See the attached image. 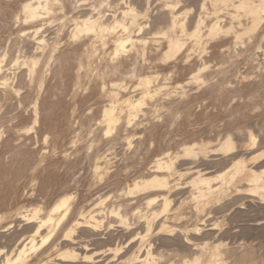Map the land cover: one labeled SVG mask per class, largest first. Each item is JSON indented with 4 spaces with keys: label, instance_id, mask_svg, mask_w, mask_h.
Masks as SVG:
<instances>
[{
    "label": "bare ground",
    "instance_id": "obj_1",
    "mask_svg": "<svg viewBox=\"0 0 264 264\" xmlns=\"http://www.w3.org/2000/svg\"><path fill=\"white\" fill-rule=\"evenodd\" d=\"M52 1L55 0H26L21 7L23 15L15 16V22L16 19H23V22L27 23H33L42 18L44 20V14H48L52 9ZM126 2L127 5L124 4V7L118 4V7H115L120 6L118 10L120 17L113 14L114 12L105 13V10H100L101 7L99 10L96 7L98 10L96 15H87L84 19L73 20L71 23L72 26L68 30L69 38L73 37L72 44L75 40L89 39L82 46V53L79 54L81 58L77 57V60L78 58L80 60L79 62L76 60L78 69L75 70L76 77H74L77 83L74 84L79 87L80 79L85 78H80L81 71L84 72L81 76H89L86 71L104 64L106 68L102 70H105V74L108 70L109 73L116 72L126 63L134 64L135 59H132L133 62L130 61L131 56L138 51L141 52V57L146 59L144 54L147 49L156 55L160 54L163 64L171 63L168 66L170 70L161 72L156 69L151 73L139 71L140 73L135 74L136 83L128 87H126L128 82L125 85L118 84L123 88L122 90L117 88L120 90L108 92L109 95L105 94L110 96L108 99L110 104L102 107L98 120L99 126H102L101 136L105 138L104 141L96 138V142L89 137L87 141L84 137L88 143L82 148L76 142L83 136L76 135L71 141L72 152H70L71 149L67 152L66 148L67 150L64 149L66 151L63 150V153L59 154L65 157L64 160H67L66 158L75 160L79 166L78 169L74 168L79 171L80 176L78 172L75 173L76 180L73 178L74 183L70 184L73 190L69 188L72 191L67 187L66 192L53 196L51 202H47L44 197L43 200L39 198L38 201L31 203H17L10 209L0 210V264H261L262 261L264 263L262 256L264 251H261V255L257 254L259 241L258 248L256 243L253 245L246 242L249 239L246 240L245 236L244 241L237 240L239 241L237 243L234 239L235 244L234 242L229 244V241L226 243L221 240V236H217L216 231L219 225L216 224L218 223L216 220L214 221L218 214L224 217L229 209H239L243 205L245 208L246 203L243 204L240 201L242 198L257 196L260 199L264 196V146L262 144L264 143V0H165L162 5L160 3L161 6H157L159 3L157 4L156 0H143L141 8L135 7V1L127 0ZM208 3L212 13L206 5ZM194 4L197 5V10ZM191 5H194L192 11ZM224 8L226 11L223 12L231 14L228 15V19H225L226 23L222 24L217 12ZM96 9L94 8V11ZM240 12L244 13L243 16H241L242 13L239 15ZM139 17L142 18V22L138 21ZM109 19L113 22H109ZM40 25L35 26L32 33L39 32ZM60 26L63 25L60 24ZM117 26L122 28L121 32L116 29ZM203 27L206 28L205 33L210 36L208 39L211 41L215 40L219 32L222 37L234 34L230 47L227 43L228 49L238 50H234L235 52L229 50L237 54L236 60L232 59L237 61V58H240L238 63L244 66L247 64L248 67L240 68L242 69L240 70L238 67L240 65L237 63L236 66L233 62L234 68L229 69L231 66L225 68L222 60L218 66L221 64V68L225 69H222V72H219L220 67L214 70L220 74L217 72L206 74L207 71H203L204 74L196 72L198 71L196 67L195 73L191 70L187 77L180 78L182 80L176 79L171 84V73L177 70V63L181 61L182 64L186 59L188 62V56L196 54L192 51L194 47L201 46L200 44L205 42L202 38L204 37L202 36L204 35ZM23 32L21 36L25 34ZM30 39L27 40L30 41ZM34 39H31L30 46L16 44V50L19 52L23 51V47H25L24 50H29L26 51L29 54H17V57H24L21 64L26 66L25 72L30 75L29 77L37 73L40 56L45 49L44 46H40L41 50L38 49V46L42 44L41 38ZM209 40L206 39V41ZM29 41L25 44H31ZM96 41H99L101 45L102 54L104 52V56L101 54L97 61L95 59L98 57L95 58L94 52ZM69 42L67 40L66 43ZM108 43L111 45V51H107L106 54L105 45ZM56 44L58 46V43ZM53 47L55 51L56 46ZM201 48L204 47L201 46ZM37 49L41 51L40 56ZM52 52L48 53L47 58H49H46L39 73L40 88L47 76L46 71L51 65L50 58H53L54 54ZM228 56L230 57V53ZM147 60L149 61L148 58ZM145 61L144 63H147ZM230 61H232L231 58ZM151 62L148 69L154 68L156 64ZM186 64L184 62L183 67ZM134 69L133 66V71ZM18 72L17 77L21 71ZM25 72L21 74L24 75ZM133 73L128 75L129 79L136 77ZM216 74L220 76H215L216 80H213ZM159 78L163 81L156 83L155 81L158 82ZM217 78L220 80L217 81ZM19 79L17 80L21 81ZM190 80L198 83V85L190 83L196 85L197 89L200 88L204 92L208 89L205 94H209L210 90L215 97L212 102L222 100L219 114L216 117L210 115L211 118H216L214 121L199 119L207 112L209 113L210 105L205 110L204 107L207 104L203 101H207V98L203 100L204 96L201 98L202 95L198 93V90L192 91L193 86L189 84ZM115 81L111 79L110 82ZM4 84L6 86V83ZM12 85H9L8 89ZM13 86L14 89L15 85ZM105 86L106 83L103 82L102 90ZM13 89L11 88L10 91ZM41 93L38 90L32 99L35 100L32 101L34 104L31 107L32 124L37 122L38 114H41L38 113V106L35 104L39 102L37 100ZM207 96L211 97L210 94ZM150 97L158 98L156 101L164 108V113L165 110L168 112L173 108V115L177 117L173 118L171 126L177 125L178 130H175L174 134L172 129L171 133L168 132L171 127L166 130L170 126L166 122L170 119H166L165 122L162 115L166 113L159 110V113H162L159 116L163 119L157 120H160L159 126L163 128L158 133L160 137H153L148 144L146 142L147 147L142 148L145 142L142 141L143 136L136 135L134 127L137 126L134 124L136 120L137 123L139 122L141 115H146L145 111L150 112L148 106L154 105L147 102ZM211 105L212 108L218 107L213 103ZM158 109L161 108L158 107ZM164 122L167 125L166 128L163 126ZM150 128L147 131H150ZM92 131H88L89 135ZM95 133L93 132V135ZM121 135L127 145L122 147L123 151L122 148L118 149L114 146ZM47 138L48 134L45 133L42 139ZM135 138L138 139L135 140ZM261 144L263 147H259ZM41 152L33 170L48 164L47 151ZM51 153L53 157L56 156L55 144L51 148ZM64 185L63 188L66 187ZM30 197L34 201L32 199L34 196ZM242 211H240L241 214ZM230 213L232 211L227 212L226 216H231ZM235 213L239 214L238 211ZM233 215L234 213L230 217V226L227 225L226 229L219 228L225 229L222 230L223 234L232 233V236L236 238L240 235L236 236L241 225L235 223L238 220L235 219L236 217L233 218ZM246 220L247 225L249 220ZM262 222L254 219L251 225L257 227ZM242 229H248L250 232V228ZM97 243H101L99 247L94 246Z\"/></svg>",
    "mask_w": 264,
    "mask_h": 264
},
{
    "label": "rangeland",
    "instance_id": "obj_2",
    "mask_svg": "<svg viewBox=\"0 0 264 264\" xmlns=\"http://www.w3.org/2000/svg\"><path fill=\"white\" fill-rule=\"evenodd\" d=\"M25 1L26 0H0V65H1V69H0V98H1L0 99V137H1L0 138V210L10 209L14 205H16L17 203L18 204H20L22 202L31 203V202L38 201L39 198H40L39 200H41V199L43 200L44 197H45L47 202H51L53 200L52 198L60 195L61 192L62 193L66 192L67 187H68V189L71 188L73 190V186L71 187V185H73L72 183H74V180H76V177H75L76 174L75 173L78 172V174H79V171L78 170L76 171V169H78L79 166L76 164L75 160H72V159L70 160L68 158H66L68 161L64 160L65 157H62V155H59V154L63 153V150L66 148L68 149V150L66 149L67 152H69L70 149H71L70 152H72L73 146H71V141L76 137V135L77 136H80V135L83 136L82 137L83 139L81 138L80 140H78L76 142L77 145L80 144L78 146L79 147L81 146L82 148H84V146H86V144L88 143L87 142L88 137L94 139L95 141H96V138H97V140L101 139V141L102 140L104 141L105 138H103L101 136L102 126H99L100 124H99L98 120L101 116L102 107L108 106V104H110V101L108 100V99H110L109 98L110 96L109 97L107 96V95H109L108 92L111 93L112 91L113 92L119 91L120 89L117 90V88H121V90H122L123 88L119 87L118 84L125 85V83L128 82L130 84L129 85L126 83V87H128V86H131L134 83H136L137 76L135 74L138 73L139 71L142 73H147V72L151 73V72H153V70L159 69L158 71L168 72L170 70V67H168V66H170L169 64H171V63L163 64V61L161 60L162 56L160 54L156 55V54H154V52L149 51L148 49L144 54L146 59L145 58L143 59V57H141L142 56L141 52L138 51L135 53L138 56H136L135 54H133L134 58H133V55L131 56L130 61L133 62V60L135 59L134 64L133 63H126L122 68H120L116 72L110 71V73H109L108 72L109 70L107 68L108 71H107V74H105L106 73L105 70H102L103 68L104 69L106 68L103 66L104 64H100V65H97L95 67H92L91 71L90 70L86 71L89 76H81L82 72H83V71H81L80 72L81 73L80 78L81 77H85V78H81L83 80L80 79L81 83H80V86H79L80 88H79L78 86L75 85L77 83L75 81L76 80L75 79V77H76L75 76L76 75L75 70L77 71V69H78L77 64L80 60L79 58H81V57H79V54L82 53V46L89 39L85 38V39H81V40H77V41L75 40V43L73 41V44H72L71 41L73 40V37H72L73 35H70L72 38H69L70 32H69L68 28H71V26H72L71 23L73 22V20H79L80 21V20L84 19L87 15H96V13L100 7H101L100 10H105V13L111 14L114 12L113 14L117 15V17H120V15L118 16V14H119L118 10L120 9V6L124 7V4L128 3V2H126L127 0L126 1L125 0H55V1H52L53 5H52L51 11L48 14H44L45 15L44 20L42 18L36 22L27 23V22H23V19H16V22H17L16 23L15 22V16L18 15L20 17L23 15V13L21 12V7ZM109 1L113 4L114 7L113 6L110 7V5H112V4ZM132 1H135L134 2L135 7L141 8L142 7L141 5H143V0H132ZM108 2H109V5H108ZM156 2H157V4L159 3L157 6H161L162 3L165 2V0H156ZM160 3H161V5H160ZM105 4H107V5H105ZM117 4L120 5L119 8H115V7H118ZM195 4H197V2ZM194 5L193 6L191 5L192 6L191 11L194 9ZM206 5L209 6L208 8H210V13H212L211 12L212 9H211V6L209 5V3ZM96 7L98 10L96 9ZM94 8L96 9L95 11H94ZM195 9L197 10V5H195ZM223 11H226L225 8H224V10L222 9V10L217 12V15L220 16V18H221L219 20H222V24L226 23L225 21H227V20H225V19H228L229 18L228 15L231 14V13L227 14ZM241 13L242 12H240L239 15ZM225 14H227V16ZM232 14H234V13L232 12ZM243 14L244 13H242L241 16H243ZM18 21L20 23H18ZM125 21H128V19H125ZM138 21L142 22L143 20H142V18L139 17ZM109 22H113L112 19H109ZM40 24H42V25H40ZM60 24L63 25L62 26L63 29L60 26ZM37 25L41 26V30L39 32H37L36 34H34L32 32H33L35 26H37ZM116 29L120 32L122 30V28L120 26H117ZM204 29H206V28L203 27V29H202V32L204 34V35H202V36H204L202 38H204L205 42H202V44H200L204 48H201V46H199V45H198V47L197 46L194 47V49L192 50L193 53H196V54L198 53L197 55L194 54L195 61H193L194 56H188V62L186 59V61H183L182 64H181V61H179L177 63V70L175 71V72H177V74L175 75V72H173L174 75H172L173 73H171V78L169 77L171 80L167 79V80H170L171 84H173L172 81L175 82L176 79L182 80L185 77H187L188 73H190L191 70H193L195 73L196 67H198L197 68L198 71H196V72L203 73V71H207L206 74H209L208 72H210V73L212 72V74H214L213 72H215V73L217 72L214 70H218V69H216L218 67H220L219 72L220 71L222 72V69L229 68L230 66L231 67L229 69H231V68H234L235 63H236V66L239 64L238 61L240 60V58H237V61H235L236 60L235 57L237 56V54L235 55V53H231L232 50L234 51L236 48L231 49V50L228 49L230 47V45L232 44V40L234 39V34H232V35L230 34L231 36L228 35L226 37H222L221 33L219 32V34H217L215 36V40L211 41V39L210 40L208 39V38H210V36L207 33H205L206 30H204ZM22 31H24L23 33H25L23 36H21ZM31 33H32V35H31ZM66 33H67V35H66ZM33 37L36 40L41 38L42 44H40L38 46L39 47L38 49L41 50L40 46H44L45 49L43 51V55L41 54V56H40L41 51H38V49L36 50L39 52V56H40V61H39V64L37 66V73L33 74L34 76L31 75V77H29L30 75H28L25 72L26 66L24 64H21L24 57L23 56L17 57V54L18 55L23 54V53L29 54V52H26L29 50H24V49L27 45H29V46L32 45L31 39H34ZM67 37H68V39H67ZM27 39H30V41ZM206 39L209 41H206ZM18 40H20V41H18ZM67 40H68V42L70 40L71 43L70 42L66 43ZM26 41H29L31 44H25ZM17 43H21V45L25 46V47H23L22 52H19L16 50V48H17L16 44ZM56 43H58V46ZM227 43H228V45L231 43L229 45V47H228ZM52 44H54V45H52ZM53 46L60 47L58 49L55 47V49L57 50V51L56 50L55 51L57 53L54 51ZM100 46L101 45L99 44V41H96L95 46H94V48H96V49H94L95 50L94 51L95 52V58L98 57V59L94 58L96 61L99 60V56H102V55L104 56V52L102 54V51H101L102 49ZM105 46H106L105 53L107 54V51H111V45H110V43H108ZM221 49H223V50H221ZM52 50H53V52H52ZM235 51H238V50H235ZM51 52L54 53L55 55L53 54L52 55L53 58L52 57L50 58V59H52V60H50V63H51L50 67L51 68L48 67V70L46 71L47 76L43 82V86L41 85V88H42V90H41V88L38 86L39 85L38 76H39V73H40L41 68L43 66V63L45 62V60H47L49 58V57L47 58L48 53H51ZM227 52L230 53V57L228 56ZM222 53H223V55H222ZM231 54L232 55L234 54L233 55L234 57ZM190 55H192V54H190ZM158 56H160V57L157 58ZM77 57H79L78 60H77ZM190 57H193V58L191 59ZM201 57L203 59H200ZM147 58L149 59V61L147 60ZM230 58L232 61H230ZM232 58L235 60H233ZM189 59H190V61H189ZM198 59L200 62L197 61ZM144 60H146L145 62H147V63H144ZM220 60H221V62H220ZM222 60H223L222 65L226 66L225 68H221L222 67L221 64L218 66L219 63H222ZM52 61H53V64H52ZM150 61L155 62L156 64H155L154 68L152 67L151 69H148L147 67L150 64L149 63ZM184 62L187 63L186 64L187 66L185 65V67H183ZM233 62H235V63H233ZM142 63H143V65H142ZM188 63L190 65H188ZM200 63H202L201 67H199ZM225 63H227V64H225ZM231 63H232V65H231ZM131 64H133V65H131ZM193 64H194V67H193ZM180 65L183 67V69H182V67H180ZM242 65L243 64L238 66L239 69L240 68L243 69V67H245V68L248 67L247 64H245V66L244 65L242 66ZM133 66L135 68L134 69L135 71H133ZM141 66H143V67L141 68ZM186 67H188V68H186ZM242 69H240V70H242ZM126 70H128V71H126ZM18 71H21V72L24 71L25 74L22 75L23 73L21 74V72H20L19 76L17 77V73H19ZM219 72H217V73H219ZM113 73H115V74H113ZM131 73H133V75H135L136 77L133 78L134 76L132 75L133 76V77L131 76L132 79H129L130 76L128 77V75H130ZM4 75L8 76V77H5ZM13 75H14V78H17V79H19V77L22 76L21 79H19L21 81L14 79ZM100 75H101V77H100ZM104 75H106V76H104ZM94 76H95V78H94ZM215 76L219 77L220 75L218 76V74H216V75H214V78H215ZM90 77H93V78L90 79ZM108 77H110V78H108ZM212 77H213V75H212ZM6 78H7V80H6ZM121 78L122 79L124 78L125 81L122 80ZM180 78H182V79H180ZM214 78H213V80H216V78L215 79ZM111 79H115L117 81V83H116V81L111 83L110 82ZM219 80L220 79L217 78V81H219ZM101 81H102V83L103 82L106 83L104 90H102ZM161 81H163V80L161 78H159L158 82L157 81H155V82L161 83ZM9 82H10V84H9ZM192 82H193V84L197 83L195 80H190L189 84ZM4 83H6V86H4L5 85ZM12 84L15 85L14 89H13L14 86ZM109 84H110V86H109ZM9 85H12L10 87L14 90V91L12 90L13 92L10 91L11 88L8 89ZM85 85H86V87H85ZM115 85H116V88H114ZM190 85H192V84H190ZM197 85H198V83H197ZM192 86H193L192 91H194V89L198 90L199 91L198 93H200L202 95L200 97L202 98L204 96L203 100H205L207 98V101H203V102H206V104H207L204 107L205 110H207V108H209L208 105H210V109H208L209 113L207 112L205 116L203 115L204 117L202 116L199 119H201V121H203V120L208 121L206 119H212L214 121V119H216L215 117L219 114L218 112L221 108L222 100L214 103L212 101H214L213 99L215 97H214V94L211 93L210 90H209V94L211 97L207 96L209 94H205V93H207L206 91H208V89L205 90V92H204L200 88H199L200 90L197 89L196 85H192ZM4 87H5V89H3ZM38 88H40V89H38ZM185 88H186V86H185ZM36 90L37 91L40 90V93L42 92L41 94H39V100H37V102L38 101L39 102L35 103L36 106H38V113H41V114H38V117L36 120L38 123L35 122L32 124L33 115H32L31 107L33 106L32 104H34L33 102L35 101L32 99H34V97L37 93ZM108 90H111V91H108ZM121 92L119 93V95L121 94ZM15 93H17V94H15ZM105 94H107V95H105ZM1 95L4 98H2ZM42 96H43V98H42ZM148 99H149V101L147 100V102L153 103L154 105L148 106L150 108L149 109L150 112L145 111V112H147V113H144L146 115H143V116L141 115L139 117V119L140 118L141 119L140 120L138 119V121L140 123L139 122L137 123V120H136V124H134L137 126V127H134L136 129V130H134L136 132V135L139 134L140 137L143 136L141 138H143L142 141H143V143L144 142L145 143L143 144L142 148L147 147L146 142L148 144L149 140L152 139L153 137H157V138L160 137L158 135V133L163 128H161L159 126L160 120L157 121L158 119H161V120L164 119L165 122L168 119H170L169 121H171V123H169V121L166 122L170 125V126L168 125L169 127L166 128L167 125L165 122H164L165 124L163 125L164 128H166V130L171 127L170 129H168L169 133H171V131H170L171 129L173 131V134L178 130V129H176L177 125L173 126V127L171 126L173 118L177 117V116L175 117V115H173V112H174L173 108H171V110L168 111L169 114H170V112H172L171 113L172 115L167 114L168 112L166 110H165V113H166L165 114L164 108L161 107V105H159L160 103H157V101H156V100H158L157 97H153V98L150 97ZM209 100H210V102H209ZM210 103L211 104L213 103V104L217 105L218 107L212 108V105ZM88 106H89V108H87ZM156 107H157V109H158V107L161 109L157 110ZM151 108H152V110H151ZM159 110L165 114V115H162L163 119H162V117L160 118V116H159L160 114H162L161 112L159 113ZM210 115H211V117H212V115H214L215 117L211 118ZM178 117H180V116H178ZM147 119H149V120L151 119L150 120L151 122ZM146 123H149L148 126L147 125L145 126ZM34 124H35V126H34ZM36 124H38V125H36ZM141 124H142V126H141ZM154 124H157V125H154ZM149 127H151L149 129L150 131H147ZM145 128H147V129H145ZM138 129H140V130H138ZM98 130L101 132L98 133L99 132ZM88 131H92V132H90L91 135H89ZM95 131H97L96 133L101 138L98 135H96ZM142 131H144L143 133H145V134H143ZM93 132L95 133V135H93ZM45 133L48 134V138H49V139L47 138L48 140L42 139L43 135ZM87 135H89V136H87ZM2 136H3V138H2ZM122 136L123 135H121L120 138L116 140L118 143H116L114 145L118 149L119 148L121 149L122 147H125V145H126L125 141H123V139H122ZM171 136H172V134H171ZM84 137L87 138V141H86V138H84ZM107 139H109V137ZM137 139L135 138V140H137ZM124 140H125V138H124ZM54 144L56 147V156L57 157L56 156L53 157L52 153H51V148L54 146ZM121 144H123V146ZM262 144L264 146V143H262ZM262 144L259 145V147H261ZM44 150L47 151L46 155H47L48 164L47 165L45 164L44 166H40L39 168L37 167L34 169L35 170L34 171L33 166L35 165V162H36L37 158L39 157L38 155H41V153H42L41 151H44ZM66 150H64V151H66ZM121 150L123 151L124 149L122 148ZM62 160H63V162H62ZM74 168H76V169H74ZM71 176H73V177H71ZM79 176H80V174H79ZM73 178H75V179L72 180ZM68 180H69V182H68ZM71 181H73V182H71ZM67 183H69V184L66 185ZM63 185L66 187L63 188L62 187ZM60 188H62V189H60ZM71 189H69V190L72 191ZM28 196L29 197L34 196V197H32V199H34V201L31 200V197L29 198ZM49 196L51 198H48ZM41 197H43V198H41ZM245 198H242V200H240L243 204L246 203L245 208L243 205V207L242 208L240 207L239 209H236V208H233L232 210L229 209L225 212V215H224V217H227V218L222 217V214H218L217 218L214 219V221L216 220L218 222L216 224H218L219 227H221V228L225 227V229H226L228 226H230V223H231L230 217L232 216V213H234L233 218L236 217L235 219L238 220V221H236V222L234 221V222L241 225V229L238 231L236 236L238 234H240V235H238L235 238L234 236H232L233 235L232 233L223 234L224 231H222V230H225V229L219 228L218 225H216L218 227L217 228L218 231L221 230L222 232L216 231V234L218 237H220V236L222 237L221 238L222 241L224 240L226 243L229 241L228 242L229 244L233 243V242L235 244L234 239L238 243L240 240L244 239V236H245L246 240H248V239L250 240V241L248 240L246 242L252 243L253 245H255V243H256V246H257L258 241L260 244L262 242H263L262 244H264V220H263L264 219V200L262 201V199H264V196H263V198H260V199L257 196L256 197L254 196L253 198H252V196L250 198L248 196H246ZM246 200H248V201H246ZM257 201L259 203H257ZM242 209H243V211H242ZM231 211H232V213H230L231 216H226V215H228L227 212L229 213ZM237 211H238V213L240 211L243 212L242 214H241V212L239 213L242 218L239 216V214L235 213ZM243 214H244V216L248 217L249 219L242 216ZM238 217H239V219H238ZM250 217L253 219H251ZM240 218H241V220L244 218L249 220L247 222L248 226L245 223V219L241 223ZM261 218H263V219L259 220ZM250 219H251V221H250ZM254 219L257 221H263V222L261 223V225L254 227L251 225V223H252V221H254ZM228 220H229V224H228ZM243 225H245V226H243ZM260 226H261V228H260ZM243 227L244 228H250L249 229L250 232L248 231V229H246V230L242 229ZM252 230H254V231L252 232ZM257 230H260V231L257 232ZM219 233L222 235H220ZM243 233H244V235H243ZM223 235H225V236L229 235V237H225ZM248 236L250 238H248ZM261 237H263V238L261 239ZM251 238L253 240H251ZM260 239H261V242H260ZM231 240H233V241H231ZM237 240H239V241H237ZM254 240H256V242ZM252 241H254V243ZM100 244L101 243H99V244L97 243L94 246L99 247ZM260 244L258 245L259 251H257V254H260L261 251H264V247H263L264 245L261 244L262 248L260 249ZM258 246L256 248H258ZM262 256H263V260H264V252L262 253ZM261 264H264L263 261Z\"/></svg>",
    "mask_w": 264,
    "mask_h": 264
}]
</instances>
